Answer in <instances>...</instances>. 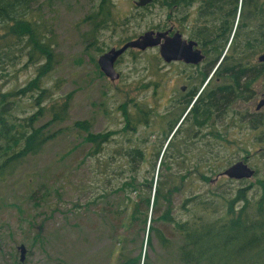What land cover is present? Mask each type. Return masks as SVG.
I'll return each instance as SVG.
<instances>
[{
	"label": "rangeland",
	"instance_id": "rangeland-1",
	"mask_svg": "<svg viewBox=\"0 0 264 264\" xmlns=\"http://www.w3.org/2000/svg\"><path fill=\"white\" fill-rule=\"evenodd\" d=\"M31 1L34 6L28 16L39 19L44 25L46 39L51 42L57 59L54 70L42 80L41 87L52 91L51 100H58L69 92L72 95L65 121L52 123L49 127L50 133L58 129L62 133L40 153L17 164L11 175L0 180V264H115L117 254L114 251L124 246L116 242L117 232L125 235L126 246L135 253L139 249L145 250L154 264H181L171 249L159 246L155 237H152V246H146L147 224L145 231L138 222L131 228H122L112 219L113 210L116 205H121L124 195L118 194L108 201L101 198L96 206L86 205L105 191L104 176L100 175L102 166L97 164L105 159L89 157V145L83 140L82 131L72 124L76 120H88L93 132L119 129L124 120L121 105L126 100H133L137 104H146V108L152 107L154 115L151 112L149 127L140 126V131L134 134H140L139 137L132 141L142 145L145 130V135L150 134V148H159L167 131V122L177 117L187 92L195 84L190 81L195 68L179 61H163L158 47L143 51L128 49L115 62L119 77L110 80L101 74L97 58L111 47H118L154 26L162 30L165 23L167 28L172 26L181 31L186 8H171L158 1L153 10L150 7L136 9L134 0H108L112 6L111 15L102 17L109 21L95 25L85 18L90 16L92 21H98L96 14L100 0H28ZM238 14L237 11L236 16ZM10 38L8 42H0L9 52L7 58L0 59L2 91L24 86L43 63V60L29 62L25 51H21L22 45ZM263 82L264 78H258L251 87L258 91L264 87ZM37 92H33V96ZM255 96L250 102L237 101L230 105L226 113L230 124L221 129L229 142L223 137L216 138L215 132H209L211 120H206L204 110L191 115L181 125L175 137L179 140V157L178 160L171 157L170 170L177 169V162L182 157L189 158L188 165L199 160L200 164L212 168L206 173L208 183L197 174H190L181 193H176L174 205L179 204L181 196L189 190L200 193L214 182L221 187L229 185L231 191L252 183L253 192H260L258 179L264 181V156L257 152L260 151L259 144L253 143L252 135L261 128L252 130L247 122L250 116L264 113V107L259 111L254 109ZM35 109L33 98L26 95L20 99L14 114L22 118ZM247 112L249 114L245 116ZM49 116L40 117L37 125L48 122ZM221 123L225 125L224 120ZM185 128L198 133L184 141ZM244 145L249 149L247 152L242 150ZM170 150L178 155L174 147ZM245 155H248V164L257 171L252 177L231 180L221 175L231 163ZM153 159L151 153L150 161ZM159 159L160 156L154 177ZM147 168V164L143 165V170ZM19 244L26 247L23 261L19 260Z\"/></svg>",
	"mask_w": 264,
	"mask_h": 264
},
{
	"label": "trees",
	"instance_id": "trees-1",
	"mask_svg": "<svg viewBox=\"0 0 264 264\" xmlns=\"http://www.w3.org/2000/svg\"><path fill=\"white\" fill-rule=\"evenodd\" d=\"M159 1L171 7L176 2L177 7L186 8L182 25H185L187 17L193 27L197 22L199 26L200 17H203L204 23L208 22L209 29L216 33L209 40L211 44L204 55L205 60L209 59V70L203 71L199 88L205 83L208 72L217 67L166 143L177 119L184 113L198 90L189 93L183 100L177 117L169 119L167 131L158 149L155 146L150 148V134L145 135V130L142 145L132 141L133 138L139 137L140 134H134L140 131V126L149 127L151 112L154 115L152 107L146 108V104L126 100L127 102L121 105L124 120L119 129L93 132L88 120L73 122L72 126L82 131L83 140L89 145V157L99 156L105 159H95L97 164L102 166L100 175L104 176L105 191L102 196L90 199L86 205L96 206L101 198L108 201L118 194L124 195L121 205L115 206L112 219L122 228H131L138 222L145 231L147 224L146 246L151 247L152 237H155L159 246L171 249L181 264H264V181L258 179L260 192H253L252 183L235 187L231 191L229 185L221 187L214 182L211 187L200 193L189 190L190 192L181 196L180 203L174 205V197L183 190L186 178L193 173L207 182L206 173L212 167L200 164L199 160L194 165H188L189 158H183L181 154L182 160L177 162V169L170 170L171 157L176 160L179 157V140L175 139L176 134L191 115L204 110L207 112L206 120H211L209 132H215L216 138L226 136L216 127V123L220 122V117L217 116L220 112L216 105L226 98L224 93L232 96L235 102L244 99L242 87L239 92H231L233 83H238L239 72L243 70L233 66L234 63H242L245 59L246 63L243 65H256L251 75V83L254 78H264V62L258 64L253 54L257 47L264 52V1L206 0L198 13L191 10L194 0ZM32 3L33 1L28 0H0V31H3L0 34V42H8L7 39L11 37L10 40L22 45L21 51H25L24 55L29 62L38 63L43 60L37 67L36 75L24 86L14 90H0V180L6 175H11L17 164L40 153L57 134L62 133L59 129L50 133L49 127L52 123L65 121L72 95L69 92L58 100H51L52 91L41 87L42 80L54 70L57 59L54 58L56 54L51 42L46 39L44 25L39 19L28 16L34 6ZM215 6H218L219 11L217 16L213 17L212 8ZM111 7L108 0H100L96 14L98 21L95 25L109 21L102 15H111ZM85 19L87 21V17ZM188 36L196 39L193 32H189ZM8 53L6 45L0 44V59L7 58ZM216 77L219 78L218 96L214 90H209V85ZM245 85L248 86L249 83ZM35 91L38 92L33 96ZM26 95L33 98V107L36 109L22 118H17L14 112L19 107L20 99ZM45 114H50L49 121L37 125L40 117ZM165 117L167 120L168 117ZM224 121L226 128L230 122L227 117ZM247 122L252 130L261 128L254 131L252 140L253 143L259 144L260 151L257 152L264 156V113L250 116ZM196 135L197 131L189 128H185L182 133L184 141ZM224 139L230 141L228 138ZM172 147L178 155L170 150ZM169 150L170 153L167 154ZM242 150L247 152L249 149L244 145ZM151 153L154 156L153 161H150ZM115 157L116 159L110 162ZM239 160L247 162L248 155ZM145 164L148 168L143 170ZM114 179L115 183L112 184ZM202 184L201 182L200 186ZM174 210L178 212L175 213ZM126 241L122 232L116 233V242L124 246L114 251L117 254L115 264H154L145 250L141 252L139 249V252L135 253L134 249L125 245Z\"/></svg>",
	"mask_w": 264,
	"mask_h": 264
},
{
	"label": "flooded vegetation",
	"instance_id": "flooded-vegetation-1",
	"mask_svg": "<svg viewBox=\"0 0 264 264\" xmlns=\"http://www.w3.org/2000/svg\"><path fill=\"white\" fill-rule=\"evenodd\" d=\"M139 0H134L133 1V3H134V5H135V8L136 9H148L149 7H150V10H153V7H155L156 6V3L159 1V0H149V1H147L146 3H144V4H138L137 2H138ZM169 1H171V0H169ZM205 1L206 0H194V5H193V7L191 8V10H193L194 12H196V13H198V10H202V8H203V6H204V3H205ZM264 1V0H263ZM174 2H175V0H174ZM169 7H171V6H169ZM174 7H177V5H176V2L174 3V5L171 7V8H174ZM218 11H219V9H218V6H215V8L213 9L212 8V15L211 16H213V17H216L217 16V14H218ZM240 12V8H239V10H238V13ZM239 16V14L237 15V17ZM189 17V16H188ZM200 21H201V23H200V25L198 26V22H197V25H195L194 27H193V25H192V22H191V20L189 19V18H187L186 17V21H185V25H182V32L181 31H179V30H177V29H173V27L172 26H170V27H166V24L164 23L163 24V27H161V28H163L162 30H158L157 28V26L155 27H153V28H151V29H149V30H154V31H168V34L169 35H172L175 31H177V32H179L181 35L182 34H184L185 35V37H183V35H182V37L183 38H186L187 40H194L195 42H196V45L193 47V48H196V49H199L200 51H201V53L202 54H206V50H208V48H209V46H210V44H211V42L209 41V40H211L215 35H216V33L213 31V29L212 30H210L209 29V24H208V22L207 23H204V18L203 17H200ZM87 22L88 23H90V24H94L95 22L94 21H92V19H91V17L90 16H87ZM234 30V32H235V30H236V27L233 29ZM189 32H193L194 34H195V36H196V39H192V38H190L189 36H188V33ZM234 32L232 31V33H233V35H234ZM141 34V33H140ZM222 34H223V36H224V31L222 32ZM138 36V35H137ZM136 36V37H137ZM198 36V37H197ZM218 37V36H217ZM135 38V37H134ZM198 38H202V39H198ZM133 39V38H132ZM204 39H205V41H204ZM129 40V39H128ZM127 41V40H126ZM124 43V42H123ZM122 43V44H123ZM121 44V45H122ZM112 48V47H111ZM129 49H135V48H129ZM128 50V49H127ZM138 50V49H137ZM140 51V50H139ZM250 52H251V50H250ZM262 53H264L263 51H261V50H258V47H257V50L255 51V52H253V54H255V59H256V62L258 63V64H260L261 62H264V61H259L258 60V57L262 54ZM170 62H174V61H170ZM179 62H182V63H184L183 61H179ZM167 63H169V62H167ZM246 63V61H245V59H244V62H242V63H234L233 64V66H235L236 68H238V67H241L243 70L242 71H240L239 72V79H238V83H233L234 84V88L236 89V90H234V88H233V90L231 91L232 93H235V92H239L240 91V89H241V87H242V89H243V91H244V99L243 100H238V101H243V102H250V99L252 98V96H254V95H256L254 98H253V104H254V109L256 110V111H259L262 107H264V104L263 105H260V106H258L259 105V102L262 100V99H264V87L263 88H261L260 90H258V91H256V89L255 88H253V87H251V75H252V72H254L255 71V67H256V65L255 66H250V65H243V64H245ZM184 64H187V63H184ZM208 64H209V59L208 60H205V58L202 60V61H200L199 63H196V64H187V65H189V66H192V67H194L195 68V71H194V74L190 77V81L192 82V83H195L194 85H193V87H191L190 89H189V91L187 92V94H186V97L188 96V94L189 93H194L196 90H198L197 91V93H196V95L194 96V98L191 100V102L188 104V106L186 107V109H185V111H184V113H183V115L181 116L182 117V120L179 122L178 121V123H176V125H175V127L177 126V124L178 125H180L181 124V122L183 121V118H184V116L188 113V111L191 109V106H192V104H193V102L195 101V99L197 98V96L201 93V91L203 90V88H204V85L205 84H202L201 85V87L199 88V84H200V82H201V80H202V74H203V71H206V70H209L208 69ZM217 67V66H216ZM216 67L215 68H213L211 71H209L208 72V75H207V78H208V80L213 76L212 75V73H213V71L216 69ZM264 75V74H263ZM262 75V76H263ZM255 80H256V78H254ZM207 80V79H206ZM207 80V81H208ZM246 83H249V85L248 86H246L245 84ZM264 83V82H263ZM219 86V78L218 77H216L212 82H211V84L209 85V90H211V91H215L216 92V94H217V96H218V90H217V87ZM199 88V89H198ZM181 89H184V86H181ZM232 89V88H231ZM224 95H225V99H221L218 103H217V105H216V109H218L219 110V112H220V114H217V116H219L220 117V122H217L216 123V127H217V129L219 130V131H222L221 129L222 128H225V126L224 125H222V121L224 120V118L225 117H227V115H226V113H227V111H228V109H229V107H230V105L231 104H233V103H235V101H234V99H233V97L232 96H229V95H227V94H225L224 93ZM237 102V101H236ZM260 113V112H259ZM249 114V112H247L246 114H244L245 116H247ZM174 127V128H175ZM173 128V129H174ZM178 128V126L176 127V129ZM175 129V130H176ZM174 130V131H175ZM173 131V130H172ZM196 132V131H195ZM172 133V132H171ZM174 133V132H173ZM198 133V132H197ZM171 135V134H170ZM169 135V136H170ZM171 137V136H170ZM220 175V174H219Z\"/></svg>",
	"mask_w": 264,
	"mask_h": 264
},
{
	"label": "water",
	"instance_id": "water-1",
	"mask_svg": "<svg viewBox=\"0 0 264 264\" xmlns=\"http://www.w3.org/2000/svg\"><path fill=\"white\" fill-rule=\"evenodd\" d=\"M147 1L149 0H139L137 3L144 4ZM195 45L196 42L194 40H187L186 38H183L182 35L177 31H175L172 35H169L168 31L147 30L139 34L137 37L125 41L122 45L118 47H112L100 54L97 58V64L104 76L110 80H115L119 77V73L115 70V62L129 48H135L143 51L148 48L158 47V53L165 62L183 61L187 64H196L202 61L205 56L199 49L193 48ZM258 60L264 61V53L258 57ZM263 104L264 99L259 102L258 106ZM181 120L182 117L180 121ZM176 127L173 129L171 135L173 134ZM168 139L166 140V143ZM254 173L255 169L252 168L247 162H244L243 160H237L230 164L221 173V175L240 180L250 178L254 175ZM17 249L20 253L19 260L23 261L26 253V247L24 244H19Z\"/></svg>",
	"mask_w": 264,
	"mask_h": 264
}]
</instances>
